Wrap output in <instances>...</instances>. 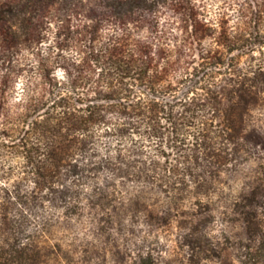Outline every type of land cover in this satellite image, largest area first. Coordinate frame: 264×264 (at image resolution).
Returning <instances> with one entry per match:
<instances>
[{
  "label": "trees",
  "instance_id": "trees-1",
  "mask_svg": "<svg viewBox=\"0 0 264 264\" xmlns=\"http://www.w3.org/2000/svg\"><path fill=\"white\" fill-rule=\"evenodd\" d=\"M163 2L181 17H146L161 0H105L116 17L3 20L0 148L27 167L0 190V264H160L157 230L193 243L216 210L240 216L238 264H264V1L245 0L234 27L203 0ZM31 46L36 65L20 63ZM25 74L39 95L13 116L7 92ZM249 161L236 193L226 181Z\"/></svg>",
  "mask_w": 264,
  "mask_h": 264
},
{
  "label": "rangeland",
  "instance_id": "rangeland-1",
  "mask_svg": "<svg viewBox=\"0 0 264 264\" xmlns=\"http://www.w3.org/2000/svg\"><path fill=\"white\" fill-rule=\"evenodd\" d=\"M105 0H0V55L3 50L1 41L5 36L4 19H12V21H18L16 17L30 18L37 17L42 20L44 17H72L73 19H86V17H116L111 10L106 9L104 6ZM159 7L155 9L154 13L147 15L146 17H160L163 19H177L181 17L169 3L163 2ZM257 2L264 0H256ZM209 10V9H208ZM8 41V39H6ZM38 51L36 47H28L20 50L18 59L20 63H32L36 65L37 59L34 55ZM42 54H46V44L40 46ZM1 65V63H0ZM12 85V83H11ZM11 90L7 92L9 97ZM11 109L8 107V110ZM258 164L253 161H249L240 166L238 173H236L232 179H228V187L235 189L238 193L241 189L242 181H246L249 175L253 174L258 169ZM232 190V193H235ZM260 200V199H258ZM221 210H216L207 216V221L200 227L201 235L194 240L193 243H177L176 233L179 230L175 228L159 229L158 234L161 240L158 245L155 244L154 248L160 251L163 249V253H167V257L164 256V261L160 264H179L189 258V252L196 246H201L204 249L202 257L198 254V249H194L193 257L190 260L191 264H238V257L241 254V245L247 243V234L244 226L238 219L239 214L220 213ZM164 241L163 243L161 241ZM171 245V247H169ZM176 252V253H175ZM174 254V255H173Z\"/></svg>",
  "mask_w": 264,
  "mask_h": 264
},
{
  "label": "clouds",
  "instance_id": "clouds-1",
  "mask_svg": "<svg viewBox=\"0 0 264 264\" xmlns=\"http://www.w3.org/2000/svg\"><path fill=\"white\" fill-rule=\"evenodd\" d=\"M193 2L197 5L201 3V0H193ZM203 3L207 5L209 9L210 18H216L219 15L227 13L230 19V27H234L238 23H242L241 20V5L245 4V0H203ZM223 5V7H221ZM3 72H0V76H3ZM53 76L58 78L61 82L66 80V73L58 69L53 73ZM32 95H39V92H32V86L29 82V78H27V74L25 76L20 77L18 82H16L11 90L8 97V105L13 109L12 115L15 116L18 113H23L25 111V105H27L29 98ZM20 104L21 107L19 109L16 108V105ZM4 116L0 114V130L4 129L5 125L3 123ZM0 142L8 143L9 141L5 140L4 137L0 136ZM115 147V145H113ZM151 151V149H148ZM111 155L114 157L115 152L113 151ZM27 167V161L25 160L23 155H19L13 152H6L3 148H0V190L7 188L10 192L14 190V186L17 182L23 180L24 170ZM9 169L12 170L11 175L9 177ZM59 187V185L57 186ZM36 188V185L32 182V178L29 177L28 180L21 187V192L26 193L28 196H31L32 190ZM38 191V190H37ZM46 191V190H45ZM85 191H89V189H85ZM15 199V196H13ZM45 215L48 212H51V206L45 203ZM26 215L29 216L30 220L34 221L31 227L26 228L27 233H32L39 229L41 223V217L35 216L31 212H25ZM13 216H16V212L12 213ZM81 237H83V233H80ZM88 239H91L89 236ZM164 242L163 240L161 241ZM28 243V240L25 238L20 239V246ZM171 247V245H169ZM163 256L167 257V253H162Z\"/></svg>",
  "mask_w": 264,
  "mask_h": 264
}]
</instances>
